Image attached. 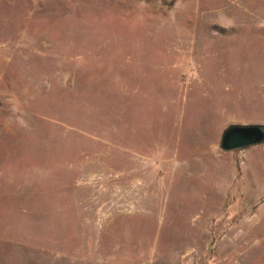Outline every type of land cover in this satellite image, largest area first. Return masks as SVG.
Masks as SVG:
<instances>
[{
    "label": "rangeland",
    "instance_id": "obj_1",
    "mask_svg": "<svg viewBox=\"0 0 264 264\" xmlns=\"http://www.w3.org/2000/svg\"><path fill=\"white\" fill-rule=\"evenodd\" d=\"M264 0H0V264H264Z\"/></svg>",
    "mask_w": 264,
    "mask_h": 264
},
{
    "label": "water",
    "instance_id": "obj_2",
    "mask_svg": "<svg viewBox=\"0 0 264 264\" xmlns=\"http://www.w3.org/2000/svg\"><path fill=\"white\" fill-rule=\"evenodd\" d=\"M263 142L264 125L229 124L220 132L218 148L222 151H232Z\"/></svg>",
    "mask_w": 264,
    "mask_h": 264
}]
</instances>
